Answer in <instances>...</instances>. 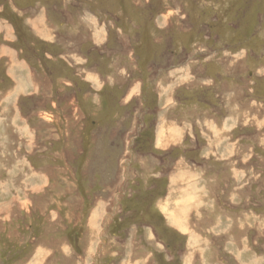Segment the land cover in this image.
Returning a JSON list of instances; mask_svg holds the SVG:
<instances>
[{
    "label": "rangeland",
    "instance_id": "374dc122",
    "mask_svg": "<svg viewBox=\"0 0 264 264\" xmlns=\"http://www.w3.org/2000/svg\"><path fill=\"white\" fill-rule=\"evenodd\" d=\"M0 118V264H264V0H0Z\"/></svg>",
    "mask_w": 264,
    "mask_h": 264
},
{
    "label": "bare ground",
    "instance_id": "6f19581e",
    "mask_svg": "<svg viewBox=\"0 0 264 264\" xmlns=\"http://www.w3.org/2000/svg\"><path fill=\"white\" fill-rule=\"evenodd\" d=\"M9 13V12H8ZM107 27V26H106ZM107 49V48H106ZM199 61V60H198ZM1 119V118H0ZM166 124V123H165Z\"/></svg>",
    "mask_w": 264,
    "mask_h": 264
}]
</instances>
